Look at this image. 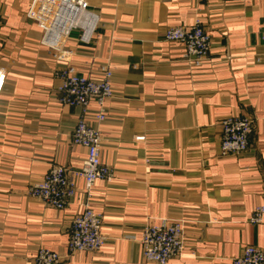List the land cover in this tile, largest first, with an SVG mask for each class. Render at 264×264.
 <instances>
[{"label":"crops","instance_id":"0c3cea01","mask_svg":"<svg viewBox=\"0 0 264 264\" xmlns=\"http://www.w3.org/2000/svg\"><path fill=\"white\" fill-rule=\"evenodd\" d=\"M32 1L0 0V264H35L41 247L61 255L57 264H157L144 258L140 238L146 224L164 220L184 223L183 253L167 264H233L245 245L264 249V221L250 222L264 203V0H89L98 16L90 42L74 29L62 51L28 17ZM197 20L211 37L201 67L166 40L168 28ZM105 63L114 94L104 122L89 118L114 172L91 193L106 242L96 253L71 252L83 179L64 209L28 189L54 165H83L86 150L72 142L82 110L59 102L60 73L74 65L98 77ZM229 115L254 121L240 155L220 151Z\"/></svg>","mask_w":264,"mask_h":264},{"label":"built area","instance_id":"2783aa9c","mask_svg":"<svg viewBox=\"0 0 264 264\" xmlns=\"http://www.w3.org/2000/svg\"><path fill=\"white\" fill-rule=\"evenodd\" d=\"M28 17L37 20L44 28L43 41L52 48H63L72 30L79 29L81 41L90 42L98 16L90 10L89 0H33ZM79 18L61 33L63 25ZM46 20H51L50 24ZM261 37L264 40V19ZM166 40L179 42L184 47L186 60L194 67H201L209 58L211 37L200 20L192 26H175L166 31ZM62 59V56H58ZM98 77L83 74L76 66L68 65L61 71L62 84L58 88L59 102L78 106L82 113L72 132V142L83 146L86 157L80 168L74 169L64 165H54L43 179L32 183L28 193L41 199L48 206L64 209L80 194L77 180L84 181L83 192L87 200L83 210L72 221L69 248L71 252H99L106 242L103 234V216L91 205V193L98 179L110 180L114 172L102 158V131L92 124L89 115L95 121L104 122L107 118L105 102L114 94L112 84L113 70L110 64L100 66ZM5 78L0 72V92ZM95 102L99 108L91 110ZM222 128L220 151L223 155H240L250 146L254 131V121L249 116L229 115L220 121ZM143 139V137H138ZM264 221V203L252 212L250 222L259 224ZM140 244L144 258L149 262L167 264L168 261L181 256L184 250V223L164 220L161 224H146L141 232ZM61 255L53 250L41 247L35 257V264H57ZM233 264H264V249L256 245H245L241 254L233 259Z\"/></svg>","mask_w":264,"mask_h":264},{"label":"bare ground","instance_id":"6f19581e","mask_svg":"<svg viewBox=\"0 0 264 264\" xmlns=\"http://www.w3.org/2000/svg\"><path fill=\"white\" fill-rule=\"evenodd\" d=\"M78 21H79V18H76V19H74L73 21H69L67 24H64V25H63L64 29H61V30H60L61 33H63V37L65 36V32L68 30L69 25L72 24V23H76V22H78Z\"/></svg>","mask_w":264,"mask_h":264}]
</instances>
